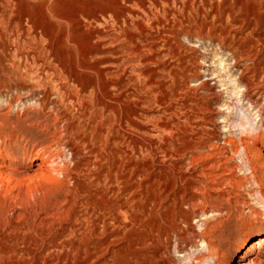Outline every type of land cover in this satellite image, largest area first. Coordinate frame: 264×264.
I'll return each instance as SVG.
<instances>
[{"label":"rangeland","instance_id":"rangeland-1","mask_svg":"<svg viewBox=\"0 0 264 264\" xmlns=\"http://www.w3.org/2000/svg\"><path fill=\"white\" fill-rule=\"evenodd\" d=\"M130 5L140 19L125 29L107 13L122 10L112 0H0V137L13 159L0 185V264H264V244L242 258L264 236L251 179L252 170L264 193V0H185L148 18ZM50 66L120 84L125 155L143 146L126 167L128 210L104 239L64 231L72 186L47 161L60 154L71 165L59 115L74 111L41 80ZM151 239L159 246L145 250Z\"/></svg>","mask_w":264,"mask_h":264},{"label":"bare ground","instance_id":"bare-ground-1","mask_svg":"<svg viewBox=\"0 0 264 264\" xmlns=\"http://www.w3.org/2000/svg\"><path fill=\"white\" fill-rule=\"evenodd\" d=\"M112 1L120 4L122 6V10L120 12H117L113 8L111 9L109 8L107 13L110 15L112 19L114 18L116 24L123 23L125 29H127V27L136 26L137 24L134 21L136 19L138 21L139 18V15H136L133 13V11H131L130 4H134L139 8L140 17L148 18L150 13L152 14L155 11L160 12L161 8L171 7L172 3L173 4H176L177 2L185 3V0H112ZM10 34L12 37L14 33L11 32ZM35 38L32 40L33 42ZM135 54L138 57L139 52H135ZM82 70L86 72L98 71L95 68H90V67L88 68L85 67ZM45 71H46L45 77L41 76L43 77L41 80L43 81L47 80V83L48 84L50 83L49 85L56 83V85L58 86L57 93L63 99L62 103H65L67 109H71L74 111L72 115L67 112L59 115L60 122L65 123L64 124L65 133L70 136V140L68 142L67 147L71 155V165L69 164L70 162L69 163L67 161L64 162L63 159L62 161H60V159L62 158L59 156L60 154L50 157V160L48 159L49 161H47V163L52 161V163L48 164L49 165L48 167L51 166L52 168L51 171L56 175H64L65 177H68L70 179L72 186V188L70 189L72 192V199H70L66 204L67 205L66 213L68 218L67 220L69 221L70 224H68V226L66 227V229H64V231L65 233L68 231L70 232L71 230H73L72 229L73 227L75 228L74 225H76L77 228L78 227L80 228V230L78 231L79 232L81 231L82 233L81 236L86 237L87 235H90L94 240L99 238L104 239L105 234L107 233L109 228L114 226L117 227L121 226V217L126 214L125 208L126 210H128L126 207V200L124 198L125 197L124 191L126 188L127 170H128L126 167H130V166L136 167L137 164H135L136 162L133 163L132 156L133 154L140 156L143 153V146L141 144L140 145L134 144L132 147V152L129 150L131 152L129 156L125 155V152L127 151L124 152V147H125L124 133L127 129L125 128V126L129 122L127 121L128 120L126 116L127 112L125 113V109H124L125 102L123 100L124 97L123 87L120 84H117L116 81H115L116 83H110V81L107 79L108 74L104 72L101 74L98 73L99 79L97 78L98 79L97 81L84 84L75 77L63 75L61 73L62 71L59 72L55 67L54 68L51 66L46 67ZM242 80L244 81L246 88L248 89L251 88L250 87L251 79L249 77L243 78ZM109 89L112 91L113 90L116 91V94H114L115 96L111 97L112 100L114 101L106 102L105 98H109V94H110ZM114 140L116 141V148H112V143ZM75 141H77L76 145L74 144ZM6 145H7L6 140H3L0 137V185L2 182H4V180L10 177L9 175H6L3 170L7 168V164L13 162L12 157L6 154L7 151L5 152ZM246 156H247V161H245L244 163L246 164L248 169L251 170L252 169L250 167L251 160L249 159L248 155ZM78 157H80L79 160ZM126 157H129V161H126ZM56 160H59L60 163L59 162L56 163L55 162ZM32 162L35 163V159L30 158L24 164L27 166H22V167L27 168ZM40 169H42V167L39 164L36 173H38L39 171L41 172ZM158 170L159 169L150 170V168L148 169L145 167L141 169V173L147 174L148 177H150L152 175H155L156 173L160 175L162 172L158 173ZM131 172L134 174L135 172H137V170L134 169ZM251 174H252L251 179H253L254 184H256L258 187L256 194L258 195L259 199H261L264 202V193L261 190V183L257 179V177L255 176L252 170H251ZM76 206H80L78 212L73 211L74 208H76ZM166 233L167 231H165V234ZM160 236H164V235H160ZM155 240L151 239L150 241L149 240H143V242L141 241L142 247H144L145 249L148 246L151 247L152 245H158L156 244L157 241ZM263 244H264V236L251 242V244H249V246L247 247L242 258L247 256L246 254L258 250ZM156 252L152 251L146 254L145 257L150 258L151 260H155L157 255ZM167 263L170 264L171 262L168 261Z\"/></svg>","mask_w":264,"mask_h":264}]
</instances>
